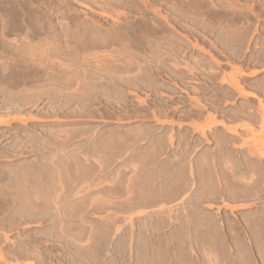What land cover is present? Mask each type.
<instances>
[{"label": "rangeland", "instance_id": "obj_1", "mask_svg": "<svg viewBox=\"0 0 264 264\" xmlns=\"http://www.w3.org/2000/svg\"><path fill=\"white\" fill-rule=\"evenodd\" d=\"M0 79V264H264V0H0Z\"/></svg>", "mask_w": 264, "mask_h": 264}, {"label": "bare ground", "instance_id": "obj_2", "mask_svg": "<svg viewBox=\"0 0 264 264\" xmlns=\"http://www.w3.org/2000/svg\"><path fill=\"white\" fill-rule=\"evenodd\" d=\"M211 27H212V25H211ZM218 27H219V26H218ZM218 29H219V28H218ZM225 30H226V29H225ZM219 31H220V29H219ZM226 32H228V31H226ZM229 32H230V30H229ZM46 33H47V32H46ZM223 34H224V33H223ZM51 35H52V34H51ZM227 35H228V33H227ZM227 35H226V36H227ZM53 36H55V35H53ZM83 36H84V35H83ZM220 36H221V34H220ZM56 39H57V38H56ZM85 39H86V38H85ZM92 39H93V38H92ZM224 39H225V38H224ZM101 40H102V39H101ZM23 43H24V42H23ZM20 44H21V42H20ZM17 45H18V44H17ZM27 46H28V45H27ZM50 46H51V45H50ZM179 46H180V45H179ZM16 47H17V46H16ZM18 47L20 48L19 45H18ZM18 47H17V48H18ZM21 47H22V46H21ZM4 48H5V47H4ZM17 48H16V52H17V53H18L20 50L22 51V50L24 49V48L22 47V49L20 48V50L17 51ZM19 48H18V49H19ZM25 48H26V47H25ZM32 48H33V47H32ZM14 50H15V49H14ZM56 50H57V49H56ZM12 52H13V51H12ZM22 52H24V51H22ZM25 52H26V50H25ZM14 53H15V52H14ZM14 53H13V56H14ZM17 53H16V54H17ZM27 54H28V53H27ZM31 54H32V53H31ZM18 55H19V54H18ZM20 56H21V53H20ZM29 56H30V55H29ZM34 56H35V55H34ZM40 56H41V55H40ZM31 57H32V56H31ZM38 57H39V56H38ZM27 58H28V55H27ZM40 58H41V57H40ZM16 59H17V57H16ZM21 59H22V58H21ZM34 59H35V58H34ZM52 59H53V58H50V60H52ZM25 60H27V59H25ZM30 60H31V59H30ZM16 61H17V60H15V62H16ZM27 61H28V60H27ZM42 61H43V60H41V62H42ZM52 61H55V60H52ZM106 61H107V60H106ZM15 62H14V64H15ZM20 62H21V60H20ZM23 62H24L25 65H28V64L25 63V61H23ZM36 62H38V61L36 60ZM41 62H40V63H41ZM57 62H59V61H57ZM122 62H123V61H122ZM32 63H33V62H32ZM47 63H48V62H47ZM16 64H18V62H17ZM59 64H60V63H59ZM83 64H84V63H83ZM104 64H105V63H104ZM107 64H108V62H107ZM35 65H36V64H35ZM35 65H34V66H35ZM42 65H43V64H42ZM52 65H54V64H52ZM110 65H112V64H110V62H109V65H108V66H110ZM176 65H177V64H176ZM14 66H15V65H14ZM44 66H45V65H44ZM48 66H49V65H48ZM89 66H90V65H89ZM89 66H88V67H89ZM112 66H113V65H112ZM124 66H125V64H124ZM12 67H13V66H12ZM12 67H11V68H12ZM16 67H19V65L16 66ZM16 67H14L15 70L17 69ZM30 67H31V66H30ZM35 67H36V66H35ZM41 67H42V66H41ZM46 67H47V66H46ZM120 67H121V65H120ZM125 67H126V66H125ZM4 68H6V67H4ZM31 68H33V67H31ZM53 68H54V67H53ZM58 68H59V67H57V70H58ZM108 68H109V67H108ZM9 69H10V68H9ZM28 69H29V68H28ZM59 69H60V68H59ZM118 69H119V68H118ZM120 69H121V68H120ZM13 70H14V69H13ZM17 70L19 71V68H18ZM36 70H37V68H36ZM46 70H47V69H46ZM62 70H63V69H62ZM106 70H107V69H106ZM4 71H5V70H4ZM11 71H12V70H11ZM11 71H8V72H11ZM21 71H22V69H21ZM39 71H40V70H39ZM60 71H61V70H60ZM76 71H77V70H76ZM97 71H98V70H97ZM13 72H15V71H13ZM28 72H29V71H28ZM63 72H64V71H63ZM82 72H83V69H82ZM16 73H17V74H16ZM16 73H15V75L18 76V72H17V71H16ZM60 73H61V72H60ZM60 73H59V74H60ZM65 73H66V71H65ZM87 73H88V72H87ZM104 73H105V72H104ZM141 73H142V72H141ZM4 74H5V73H4ZM19 74H20V73H19ZM23 74H24V73H23ZM35 74H36V72H35ZM56 74H58V73L56 72ZM77 74H78V73H77ZM83 74H84V73H83ZM102 74H103V73H102ZM108 74H109V72H108ZM120 74H121V73H120ZM1 75H2V74H1ZM6 75H8V74H6ZM9 75H12V73H11V74L9 73ZM9 75L7 76L8 78H9ZM46 75H47V74H46ZM46 75H45V76H46ZM48 75H49V74H48ZM86 75H87V74H86ZM93 75H94V74H93ZM133 75H134V74H133ZM145 75H147V74H145ZM213 75H214V74H213ZM25 76H26V75H25ZM57 76H58V75H57ZM77 76H78V75H76V78H77ZM84 76H85V75H84ZM114 76H116V75L114 74ZM114 76H113V77H114ZM121 76H122V75H121ZM214 76H215V75H214ZM223 76H224V75H223ZM28 77H29V76H28ZM38 77H40V76H38ZM51 77H52V78H51ZM62 77H63V76H62ZM67 77H68V76H67ZM102 77H103V76H102ZM130 77H131V75H130ZM139 77H140V76H139ZM142 77H143V76H141L140 78H142ZM225 77H226V76H225ZM234 77H235V76H234ZM10 78L13 79V77H10ZM31 78H32V77H31ZM50 78L53 79V76L51 75ZM50 78H48V79H46V80H48V82H49V79H50ZM58 78H59V77H58ZM60 78H61V77H60ZM65 78H66V77H65ZM71 78H72V77H71ZM71 78H70V79H71ZM84 78H85V77H84ZM120 78H122V77H119V79H120ZM123 78H124V77H123ZM140 78H139V79H140ZM226 78H227V77H226ZM232 78H233V77H232ZM232 78H231L232 81H233V80H234V81H238L236 78H235L236 80H235V79H232ZM17 79H18V78H17ZM42 79H43V77H42ZM68 79H69V78H68ZM92 79H93V78H92ZM119 79H118V80H119ZM147 79H148V77H147ZM0 80H1V79H0ZM18 80H19V79H18ZM37 80H38V79H37ZM40 80H41V79H40ZM46 80L44 81L45 83H46ZM101 80H102V79H101ZM161 80H162V79H161ZM211 80H212V79H211ZM231 80H230V81H231ZM263 80H264V79H263ZM20 81H21V80H20ZM23 81H24V80H23ZM27 81H28V80H27ZM29 81H30V79H29ZM38 81H39V80H38ZM53 81H54V80H53ZM13 82H15V81H13ZM36 82H37V81H36ZM51 82H52V81H51ZM54 82H55V81H54ZM85 82H86V80H85ZM89 82H90V80H89ZM21 83H22V81H21ZM23 83H24V82H23ZM23 83H22V84H23ZM27 83H28V82H27ZM49 83H50V82H49ZM52 83H53V82H52ZM68 83H69V82H68ZM229 83H230V82H229ZM232 83H233V82H232ZM236 83H237V82H236ZM236 83L234 82V84H236ZM5 84H6V83H5ZM32 84H33V83H32ZM41 84H42V83H41ZM149 84H150V83H149ZM237 84H238V83H237ZM237 84H236V85H237ZM262 84H263V83H262ZM30 85H31V83H30ZM33 85H34V84H33ZM43 85H44V84H43ZM77 85H78V80H77ZM77 85H76V86H77ZM82 85H83V87H84L86 84H85V85L82 84ZM116 85H117V84H116ZM230 85H231V83H230ZM26 86H27V85H26ZM34 86H35V85H34ZM47 86H48V85H47ZM238 86H239V85H238ZM51 87H52V86H51ZM66 87H68V86H66ZM80 87H81V86H80ZM80 87H79V90L81 89L80 91H82L84 88H83V87L80 88ZM234 87H235V86H234ZM261 87H262V86H261ZM4 88H5V87H4ZM11 88H12V87H11ZM31 88H32V87H31ZM31 88H30V89H31ZM33 88H34V87H33ZM40 88H41V87H40ZM43 88H45V87H43ZM48 88H49V87H48ZM85 88H87V87L85 86ZM237 88H238V87H237ZM7 89H10V87L7 88ZM7 89H4V90L8 91ZM12 89H13V88H12ZM12 89H11V90H12ZM14 89H15V88H14ZM38 89H39V88H38ZM118 89H119V88H118ZM16 90H18V89H15V91H16ZM23 90H24V89H23ZM40 90H42V89H40ZM40 90H39V91H40ZM51 90H52V89H51ZM77 90H78V89H77ZM77 90H76V88H75V92H76ZM104 90H105V89H104ZM12 91H13V90H12ZM15 91H13V92H15ZM39 91H38V92H39ZM56 91H57V90H56ZM80 91H79V92H80ZM84 91H86V90L84 89ZM120 91H121V90H120ZM239 91H240V90H239ZM17 92H18V94L20 93L19 91H16V93H17ZM21 92H22V91H21ZM73 92H74V91H73ZM75 92H74V93H75ZM82 92H83V91H82ZM107 92H108V91H107ZM107 92H105V93L107 94ZM159 92H160V91H159ZM16 93H15V94H16ZM27 93H29V92H27ZM35 93H36V91H35ZM35 93H34V94H35ZM41 93H42V92H41ZM55 93H56V92H55ZM7 94H8V93H7ZM18 94H17V95H18ZM20 94H21V93H20ZM64 94H65V93H64ZM68 94H69V93H68ZM76 94H77V93H76ZM78 94H79V93H78ZM110 94H111V93H110ZM10 95H11V94H10ZM22 95H24V94H22ZM48 95H50V94H48ZM70 95H71V94H70ZM107 95H108V94H107ZM8 96H9V95H8ZM20 96H21V95H20ZM34 96H35V95H34ZM36 96H37V95H36ZM56 96H57V95H56ZM59 96H60V95H59ZM109 96H110V95H109ZM71 97H74V96L71 95ZM77 97H78V96H77ZM86 97H88V96H86ZM110 97H111V96H110ZM5 98H6V97H5ZM6 99H7V98H6ZM58 99H59V98H58ZM76 102H77V101H76ZM80 102H81V101H80ZM82 102H83V101H82ZM35 103H36V102H35ZM100 103H101V102H100ZM10 104H11V103H10ZM20 104H21V103H20ZM14 105H15V104H14ZM90 105H91V104H90ZM259 105H260V104H259ZM173 106H174V105H173ZM199 106H201V105H199ZM202 107H203V106H202ZM246 107H247V110H248L249 106L247 105ZM246 107H245V108H246ZM259 107H260V106H259ZM259 107H258V108H259ZM86 108H87V107H86ZM199 108H200V107H199ZM258 108H256V109H258ZM263 108H264V107H263ZM104 109H105V108H104ZM176 109H177V108H176ZM196 109H197V108H196ZM200 109H201V108H200ZM249 109H250V108H249ZM260 109H261V110H260ZM167 110H168V109H167ZM167 110H165V111H167ZM197 110H198V109H197ZM251 110H252V109H250V111H251ZM259 110H260V112H259L258 110H256V111H258L259 113H263V112H264V109H262V107H260ZM89 111H90V110H89ZM198 111H199V110H198ZM252 111H253V110H252ZM261 111H263V112H261ZM201 112H202V111H201ZM201 112H200V113H201ZM83 113H84V112H83ZM173 113H174V112H173ZM250 113H251V112H250ZM256 113H257V112H256ZM156 114H158V113H156ZM82 115H83V114H82ZM248 115H249V114H248ZM253 115H254V114H253ZM258 115H261V114H258ZM262 115L264 116V113H263ZM156 116H157V115H156ZM163 116H164V115H163ZM204 117H205V116H204ZM249 117H251V116H249ZM259 117L262 118L261 116H259ZM192 118H193V117H192ZM263 119H264V118H263ZM260 120H261V122H262V119H260ZM191 121H193V120H191ZM263 121H264V120H263ZM214 122H215V121H214ZM218 122H219V121H218ZM220 122H222V121H220ZM220 122H219V123H220ZM253 122H255V121H253ZM261 122H260V123H261ZM219 123H217V124L215 123V124L218 125ZM222 123H224V122H222ZM262 123H263V122H262ZM213 124H214V123H213ZM263 124H264V123H263ZM263 124H261V125H263ZM152 125H153V124H152ZM221 125H222V124H221ZM221 125H219V126H220V127H223V125H222V126H221ZM241 126H243V125L241 124ZM80 127H81V126H80ZM204 127H205V126H204ZM213 127H214V126H213ZM259 127H260V129H261V126H260V125H259ZM262 127H263V126H262ZM81 128H82V127H81ZM191 128H192V127H191ZM209 128L211 129V127H209ZM209 128H208V129H209ZM227 128H228V127H227ZM231 128H233V126H232ZM85 129H86V128H85ZM192 129H193V128H192ZM194 129H195V128H194ZM196 129H197V128H196ZM204 129H205V128H204ZM224 129H225V128H224ZM234 129H236V128H234ZM234 129H232V131H233ZM244 129H245V128H244ZM129 130H130V129H129ZM197 130H198V129H197ZM199 130H200V129H199ZM199 130H198L197 132H199ZM222 130H223V128H222ZM225 130H226V129H225ZM246 130H248V129L246 128ZM261 130H262V129H261ZM57 131H58V130H57ZM89 131H91V129H90ZM133 131H134V129H133ZM223 131H224V130H223ZM223 131H222V132H223ZM72 132H73V131H72ZM93 132H94V131H93ZM93 132H90V133L92 134ZM98 132H99V131H98ZM98 132H97V133H98ZM119 132H120V131H119ZM219 132H220V131H219ZM54 133H55V132H54ZM63 133L65 134L64 131H63ZM68 133H69V131H67V134H68ZM94 133H95V132H94ZM104 133H105V131H104ZM112 133H113V132H112ZM116 133H118V132H116ZM116 133H115V135H116ZM199 133H200V132H199ZM199 133H198V136H199ZM202 133H203V132H202ZM217 133H218V132H217ZM217 133H216V134H217ZM230 133H234V132H231V131H230ZM69 134H70V133H69ZM101 134H102V133H101ZM216 134H215V135H216ZM237 134H238V133H237ZM87 135H88V134H87ZM105 135H106V134H105ZM110 135H111V134H110ZM110 135H109V137H110ZM112 135H113V134H112ZM202 135H203V134H202ZM207 135H208V134H207ZM221 135H222V134H221ZM238 135H239V134H238ZM263 135H264V134H263ZM135 136H137V135H135ZM216 136H217V135H216ZM218 136H219V135H218ZM229 136H230V135H229ZM55 137H56V136H55ZM65 137H67V136L65 135ZM72 137H73V136H72ZM111 137H112V136H111ZM120 137H121V136H120ZM122 137H123V136H122ZM139 137H140V136L138 135V138H139ZM201 137H202V136H201ZM219 137H220V136H219ZM222 137H223V135H222ZM231 137H232V136H231ZM260 137H261V136H260ZM262 137H264V136H262ZM67 138H68V137H67ZM67 138H66V139H67ZM99 138H100V137H99ZM105 138H106V137H105ZM113 138H114V137H113ZM113 138L111 139V141L113 140ZM196 138H197V137H196ZM220 138H221V137H220ZM227 138H228V137H227ZM40 139H41V138H40ZM92 139H93V138H92ZM125 139H126V138H125ZM151 139H152V138H151ZM203 139H205V135H203ZM257 139H258V138H257ZM259 139H260V138H259ZM262 139H263V138H262ZM104 140H106V139H104ZM109 140H110V139H109ZM109 140H108V143H111ZM115 140H116V139H115ZM118 140H119V139H118ZM122 140H123V139H122ZM167 140H170V139H169V136H168V139H167ZM216 140H217V139H216ZM242 140H243V139H242ZM263 140H264V139H263ZM53 141H54V139H53ZM71 141H72V140H70V142H71ZM87 141H88V140H87ZM91 141H92V140H91ZM98 141H99V140H98ZM123 141H124V143H127L126 140H123ZM154 141H155V140H154ZM217 141H218V140H217ZM59 142H60V141H59ZM67 142H68V141H67ZM101 142H102V141H101ZM104 142H105V141H104ZM113 142H114V141H113ZM116 142H117V144H116ZM118 142H120V141H117V140L115 141V144L117 145V147H115L114 145H112V143L109 144V145H110V146H111V145L114 146V147L116 148V151H117L118 147L120 146V145H119L120 143H118ZM128 142H129V141H128ZM155 142H157V144H158V141H155ZM155 142H154V143H155ZM189 142H190V140H189ZM193 142H194V140H193ZM223 142H224V141H223ZM245 142H246V141H245ZM245 142H244L243 144H245ZM57 143H58V142H57ZM246 143H247V142H246ZM254 143H255V142H254ZM52 144H53V143H52ZM59 144H60V143H59ZM73 144H74V143H73ZM93 144H94V142H93ZM102 144H103V143H102ZM122 144H123V143H121V146H122ZM127 144H128V143H127ZM192 144H194V143H192ZM241 144H242V142L240 143V145H241ZM252 144H253V143H252ZM263 144H264V142H263ZM68 145H69V144H68ZM88 145H89V144H88ZM99 145H100V144H99ZM105 145H107V143H106ZM129 145H130V144H129ZM153 145H154V144H153ZM169 145H170V144H169ZM187 145H188V144H187ZM189 145H190V144H189ZM227 145H228V144H227ZM247 145H248V144H247ZM107 146H108V145H107ZM110 146H109V147H110ZM123 146H124V144H123ZM123 146H122V148H123ZM190 146H191V145H190ZM216 146H217V145H216ZM251 146H252L251 144L248 145L249 148H251ZM260 146H261V145H260ZM263 146H264V145H263ZM79 147H80V146H79ZM194 147H196V146H194ZM224 147H225V146H224ZM227 147H228V146H227ZM241 147H242V145H241ZM256 147H257V146H256ZM73 148H75V147H73ZM76 148H77V149H80V148H78V147H76ZM98 148H99V147H98ZM106 148H107V147H106ZM110 148H112V147H110ZM143 148H144V147H143ZM245 148H247V146H246ZM252 148H253V150H255L253 146H252ZM252 148H251V149H252ZM93 149H94V147H93ZM153 149H155V153H156V150H157L156 147H153ZM184 149H185V148H184ZM215 149H216V148H215ZM256 149H258V148H256ZM83 150H84V149H83ZM188 150H190V149H188ZM249 150H250V149H249ZM249 150H247V151H249ZM253 150L251 151V152L253 153L252 156H253V155H254V156H257V155H258V154H257L258 152H257L256 150L253 152ZM54 151H55V150H54ZM111 151H113V150H111ZM118 151H119V149H118ZM201 151H202V150H201ZM48 152H49V151H48ZM80 152H81V151H80ZM108 152H109V151H108ZM114 152H115V149H114ZM158 152H159V151H158ZM223 152H224V151H223ZM251 152H250V153H251ZM255 152H256V153H255ZM78 153H79V152H78ZM106 153H107V152H106ZM118 153H119V152H118ZM135 153H137V152H135ZM145 153H146V152H145ZM203 153H205V152H203ZM225 153H226V152H225ZM227 153H228V152H227ZM227 153H226V154H227ZM248 153H249V152H248ZM254 153L257 154V155H255ZM112 154H113V152H112ZM151 154H152V153H151ZM217 154H218V153H217ZM221 154H222V153H221ZM226 154H225L224 156H226ZM242 154H243V153H242ZM42 155H43V154H42ZM97 155H98V154H97ZM106 155H107V154H106ZM146 155H147V153H146ZM152 155H153V154H152ZM182 155H183V153H182ZM196 155H197V154H196ZM202 155H203V154H202ZM245 155H246V154H245ZM250 155H251V154H250ZM76 156H77V154H76ZM90 156H91V155H90ZM147 156H148V158H149L150 153H149ZM154 156H155V155H154ZM199 156H200V155H199ZM199 156H198V157H199ZM221 156H222V155H221ZM229 156H230V154H229ZM229 156H228V158L231 157V156H230V157H229ZM242 156H243V155H242ZM42 157H43V156H42ZM74 157H75V156H74ZM91 157H92V156H91ZM144 157H145V156H144ZM205 157H206V156H205ZM219 157H220V156H219ZM222 157H223V156H222ZM234 157H235V156H234ZM240 157H241V156H240ZM261 157H262V156H261ZM261 157L257 156V159H258V158L260 159ZM40 158H41V157H40ZM97 158H98V157H97ZM151 158H152V157H151ZM164 158H165V157H164ZM201 158H202V157H201ZM228 158H227V159H228ZM232 158H233V157L230 158L231 161L228 160L229 162L226 161L225 159L223 160V158H221V159L223 160V162L226 161L227 163H230V162L233 161ZM249 158H250V156H249ZM249 158H248V159H249ZM59 159H60V158H59ZM73 159H75V158H73ZM73 159H72V160H73ZM84 159H85V156H84ZM87 159H88V158H87ZM87 159H86V160H87ZM92 159H93V158H92ZM92 159H91V160H92ZM143 159H144V158H143ZM146 159H147V158H146ZM146 159H145V160H146ZM149 159H150V158H149ZM188 159H189V158H188ZM202 159H203V158H202ZM205 159H206V158H205ZM221 159H220V160H221ZM259 159H258V160H259ZM261 159H262V158H261ZM263 159H264V156H263ZM41 160H42V159H41ZM43 160H44V159H43ZM43 160H42V162H43ZM64 160H65V162L68 161V160H66L65 158H64ZM81 160H82V159H81ZM147 160H148V159H147ZM173 160H175V158H174ZM197 160H198V159H197ZM199 160H200V159H199ZM203 160H204V159H203ZM203 160H202V161L200 160L199 162L197 161L198 163L201 162L200 166L202 165L203 162H206V161H203ZM213 160H214V159H212V163H214ZM250 160H251V159H250ZM61 161H62L61 163H63V166H66V165H64L65 163L63 162V160H61ZM82 161H83V160H82ZM82 161H81V162H82ZM93 161H94V160H93ZM96 161H97V160H96ZM184 161H185V160H184ZM214 161H215V160H214ZM255 161H256V160H255ZM47 162L50 164L51 161H49V158L47 159ZM81 162H80V163H81ZM83 162H84V164H85V163L88 164V165H86V167L89 166V163H87V162H85V161H83ZM90 162H91V161H90ZM108 162H109V161H108ZM145 162H146V161H145ZM180 162H181V161H180ZM187 162H188V161H187ZM235 162H236V161H235ZM43 163H44V162H43ZM57 163H58V162H57ZM67 163H68V162H67ZM72 163H74V161H72ZM94 163H95V162H94ZM103 163H105V162L103 161ZM143 163H144V162H143ZM212 163H211V164H212ZM220 163H221V164H219V165L221 166L220 168L225 167V166H224L225 164H224V163L222 164V161H221ZM240 163H241V162H240ZM37 164H38V163H37ZM81 164H82V163H81ZM99 164H100V163H99ZM190 164H191V163H190ZM215 164H216V163H215ZM217 164H218V163H217ZM51 165L53 166V169H54L55 164H51ZM51 165H50V166H51ZM61 165H62V164H61ZM96 165H97V164H96ZM100 165H101V164H100ZM231 165H232V164H231ZM231 165H230V164H229V166L226 165V166H228V167H226V168H229ZM83 166H84V165H83ZM83 166H82V169H83ZM190 166H191V165H190ZM203 166H204V167H205V166L207 167V164L205 163ZM203 166H202V167H203ZM215 166H216V165H215ZM215 166H214V167H215ZM234 166H238V165H237V164H236V165H233V167L231 166V169H230V168H229V169L233 171ZM248 166H249V165H248ZM252 166H253V165H252ZM56 167H57V166H56ZM68 167H69V166H68ZM72 167H74V165H73ZM89 167H90V166H89ZM95 167H96V166H95ZM99 167H100V166H99ZM145 167H146V166H145ZM202 167H201V168H202ZM51 168H52V167H51ZM90 168H91V167H90ZM92 168H93V163H92ZM162 168H163V167H162ZM178 168H179V167H178ZM197 168H198V167H197ZM226 168H225V171H226ZM242 168H243V167H242ZM250 168H251V167H250ZM57 169L59 170V167L56 168L55 171H56ZM82 169H80V170H82ZM84 169H86V168L84 167ZM84 169H83V170H84ZM194 169H195V168H194ZM203 169L206 170V168H203ZM207 169H208V168H207ZM234 169H235V168H234ZM252 169H254V168H252ZM263 169H264V168H263ZM47 170H48V169H47ZM61 170H62V169H61ZM70 170H71V169H70ZM74 170H75V169H74ZM87 170H89V169H87ZM93 170H94V169H93ZM96 170H97V169H96ZM99 170H100V169H99ZM227 170H228V169H227ZM230 170H228V171L230 172ZM254 170H255V169H254ZM55 171H54V173H56ZM64 171L66 172L65 167H64ZM232 171H231V172H232ZM249 171H250V169H249ZM31 172H32V171H31ZM58 172H59V171H58ZM65 172H63V173L66 174L67 172H66V173H65ZM72 172H73V171H72ZM83 172H84V174L87 173V171L85 172V170H84ZM199 172H200V171H199ZM219 172H222V171L219 170ZM226 172H227V171H226ZM251 172H252V171H251ZM45 173H46V172H45ZM45 173H44V174H45ZM61 173H62V172H61ZM79 173H80V172H79ZM79 173L76 172V173H74V174L77 175V174H79ZM195 173H196V172H195ZM203 173H204V172H203ZM208 173H209V172H208ZM227 173H228V172H227ZM233 173H234V171H233ZM239 173H240V172H239ZM248 173H250V172H248ZM248 173H247V174H248ZM254 173H255V175H256L258 172L256 173V171H254ZM254 173H253V175H254ZM56 174H57V173H56ZM81 174L84 176L83 173H81ZM87 174L90 175L89 172H88ZM229 174H230V173H228V178H229V179H226V180L231 181V180H230V177H232V176L229 177ZM241 174L243 175V173H241ZM251 174H252V173H251ZM52 175L55 177V180H56V177L59 176V175H56V176H55L54 174H52ZM61 175H63V174H61ZM66 175H67V174H66ZM66 175H65V176H66ZM206 175H207V174H206ZM215 175H216V174H215ZM222 175H223V174H222ZM230 175H233V174L231 173ZM257 175H258V174H257ZM47 176H48V175H47ZM67 176H68V175H67ZM77 176H78V175H77ZM207 176H208V175H207ZM216 176H218V175H216ZM225 176H226V174H225ZM235 176H238V175H235ZM240 176H241V175H240ZM240 176H238V178H239ZM244 176H245V175H244ZM244 176H242L241 178H244ZM248 176H249L250 178H252V180H254V179H253L254 177H251L250 174H249ZM258 176H259V175H258ZM63 177H64V175H63ZM73 177H74V176H73ZM81 177H82V176H81ZM194 177H195V176H194ZM197 177H198V176H197ZM200 177H201V176H200ZM246 177H247V175H246ZM256 177H257V176H256ZM59 178H60V177H59ZM65 178H66V177H65ZM65 178H64V179H65ZM69 178H70V177H69ZM69 178H66L65 180H67V179L69 180ZM74 178H75V177H74ZM74 178H72V180H73ZM82 178H83V177H82ZM198 178H199V177H198ZM218 178H219V177H217V179H218ZM223 178H224V177H223ZM226 178H227V176H226ZM236 178H237V177H233V182H235V184L237 183V182H236L237 180H234V179H236ZM247 178H248V177H247ZM250 178H248V179H250ZM44 179H45V178H44ZM57 179H58V177H57ZM116 179H117V178H116ZM203 179L205 180V178H203ZM210 179H211V177H210ZM224 179H225V178H224ZM244 179L247 180L246 178H244ZM50 180H51V179H50ZM50 180H49V181H50ZM55 180H54V181H55ZM68 180H67V181H68ZM241 180H242V179H241ZM252 180H250V181L248 180V182H251ZM49 181H48V182H49ZM56 181H57V180H56ZM212 181H213V180H212ZM222 181H223V180H222ZM229 181H228V182H229ZM239 181H240V180H239ZM239 181H238V183L242 182V181H240V182H239ZM29 182H30V181H29ZM68 182H69V181H68ZM199 182H200V181H199ZM217 182H218V181H217ZM223 182H224V181H223ZM233 182L231 183V185L234 184ZM243 182H244V181H243ZM245 182H247V181H245ZM245 182H244V184H245ZM57 183H58V182H57ZM119 183H121V182H119ZM139 183H140V182H139ZM175 183H176V182H175ZM209 183H210V182H209ZM185 184H186V182H185ZM218 184H219V183H218ZM222 184H224V183H222ZM241 184H242V183H241ZM241 184H237V186H238V187H239V186L242 187L243 185L241 186ZM248 184H249V183H248ZM49 185H51V184H49ZM58 185H59V184H58ZM58 185H57V187H60V186H58ZM60 185H61V184H60ZM65 185H66V184H65ZM246 185H247V184H246ZM249 185H250V184H249ZM54 186H56V185H54ZM61 186H62V185H61ZM117 186H118V185H117ZM172 186H173V185H172ZM186 186H187V184H186ZM234 186H235V185H234ZM234 186H233V187H234ZM237 186H236V187H237ZM262 186H264V185H262ZM119 187H120V186H119ZM140 187H141V186H140ZM140 187H139V188H140ZM181 187H182V186H181ZM181 187H180V188H181ZM231 187H232V186H231ZM240 187H239L238 189H240ZM28 188H29V187H28ZM32 188H33V186H32ZM53 188H54V187H53ZM65 188H66V187H65ZM184 188H185V187H184ZM234 188H235V187H234ZM234 188H233V189H234ZM242 188H246V186H244V187H242ZM26 189H27V188H26ZM46 189H47V188H46ZM116 189H117V188H116ZM143 189H144V188H143ZM173 189H174V188H172L171 190H173ZM181 189H182V188H181ZM235 189H236V188H235ZM50 190H51V189H50ZM50 190H49V191H50ZM52 190H53V189H52ZM54 190L56 191V188H54ZM65 190H66V189H65ZM102 190H103V189H102ZM112 190H114V189H112ZM176 190H177V192H179L178 189H176ZM55 191H54V192H55ZM125 191H127V190H125ZM142 191H143V190H142ZM169 191H170V190H169ZM182 191H183V190H182ZM182 191H181V192H182ZM190 191H191V190H190ZM225 191H226V190H225ZM243 191H244V190H243ZM6 192H8V191H6ZM23 192H24V191H23ZM32 192H34V191L32 190ZM37 192H38V191H37ZM41 192H42V191H41ZM51 192H53V191H51ZM127 192H128V191H127ZM174 192H175V190H174ZM199 192H200V191H199ZM252 192H253V191H252ZM262 192H263V191H262ZM262 192H261V193H262ZM12 193H13V192H12ZM29 193H30V191H29ZM55 193H56V192H55ZM55 193H53V194H55ZM58 193H59V192H58ZM62 193H63V192H62ZM66 193H67V192H66ZM66 193L63 194V195H66ZM105 193H106V192H105ZM116 193H117V192H116ZM121 193H122V192H121ZM167 193H168V192H167ZM169 193H170V192H169ZM171 193H172V191H171ZM187 193H188V192H187ZM212 193H213V192H212ZM261 193H260V194H261ZM10 194H11V193H10ZM26 194H27V193H26ZM31 194H33V193H30V195H31ZM43 194H44V193H43ZM43 194H42V195H41V194H38V195H41V197H42ZM127 194H128V193H127ZM165 194H166V193H165ZM185 194H186V193H185ZM188 194H189V193H188ZM214 194H215V193H214ZM28 195H29V194H28ZM30 195H29L28 197H30ZM50 195H51V194H50ZM89 195H90V194H89ZM120 195H121V194H120ZM183 195H184V194H183ZM202 195H203V194H202ZM254 195H255V194H254ZM4 196H5V195H4ZM12 196H13V194H11L10 199H11V198L13 199ZM22 196H23V195H22ZM26 196H27V195H25L24 197H26ZM35 196H36V195L34 194V197H35ZM46 196H47V195H46ZM48 196H49V195H48ZM51 196H53V195H51ZM51 196H50V197H51ZM56 196H57V194L55 195V197H56ZM58 196H59V195H58ZM58 196H57V197H58ZM68 196H69V195H68ZM139 196H140V195H139ZM139 196H138V197H139ZM163 196H166V195H163ZM168 196H169V195H168ZM170 196H171V195H170ZM172 196H173V195H172ZM196 196H197V195H196ZM256 196H257V195H256ZM32 197H33V196L31 195V199H32ZM36 197H37V196H36ZM36 197H35V198H36ZM41 197H37V199H39V198H41ZM44 197H45V195H44L43 198H42V202H43V203H46V202L48 203V201H46V200H48L47 198H45V201H46V202L43 201V200H44ZM175 197H176V195H175ZM194 197H195V196H194ZM197 197H198V196H197ZM7 198H8V197H7ZM19 198H20V197H19ZM26 198H27V197H26ZM26 198H23L24 201H25ZM35 198H34L33 201H31V199H30V200L27 199V200H29V201L32 202V203L29 204V207H30V209H31L32 211H34V212L40 211V210L42 209L43 206H44L46 209H49V208H50V206L47 205V204H46V205H45V204H42V202L39 203V201H38L37 199H36V201H38V202H34V201H35ZM53 198H54V196H53ZM53 198H50V199H49V200H50V201H49L50 203L53 202V201H51V199L53 200ZM66 198H67V197H66ZM129 198H130V197H129ZM144 198H145V197H143V199H144ZM176 198H177V197H176ZM181 198H182V199H181ZM184 198H185V196H183V197H179V199H181V200H183ZM68 199H69V198H68ZM80 199H81V198H80ZM90 199H91V198H90ZM95 199H96V198H95ZM95 199H94V200H95ZM122 199H123V198H122ZM137 199H138V198H137ZM139 199H141V198H139ZM186 199H187V198H186ZM19 200H20V199H19ZM40 200H41V199H40ZM91 200H92V199H91ZM106 200H107V199H106ZM134 200H135V199H134ZM10 201H11V200H10ZM24 201H23V202H24ZM29 201H28V202H29ZM82 201H84V200H82ZM95 201H96V200H95ZM97 201H98V200H97ZM103 201H104V200H103ZM120 201H122V200H120ZM128 201H129V200H128ZM143 201H145V199H144ZM189 201H191V200H189ZM13 202H15V201H13ZM17 202H18V201H17ZM25 202H26V201H25ZM25 202H24V203H25ZM60 202H62V201H60ZM75 202H76V200H75ZM92 202H93V201H92ZM129 202H131V201H129ZM134 202H135V201H134ZM255 202H256V201H255ZM15 203H16V202H15ZM20 203H21V202H20ZM20 203H18V204H20ZM53 203H54V202H53ZM53 203H51V204H53ZM78 203H79V202H77V204H78ZM81 203H82V202H81ZM105 203H106V202H105ZM16 204H17V203H16ZM26 204H27V203H26ZM48 204H49V203H48ZM51 204H50V205H51ZM61 204H63V202H62ZM89 204H90V203H89ZM92 204H93V203H92ZM118 204H119V201H118ZM130 204H131V203H130ZM21 205H22V203H21ZM23 205H24V204H23ZM97 205H98V204H97ZM99 205H100V202H99ZM172 205H173V204H172ZM183 205H185V204H183ZM195 205H196V204H195ZM24 206H25V205H24ZM51 206L54 207V205H51ZM72 206H74V205H72ZM91 206H93V205H91ZM180 206H181V205H180ZM193 206H194V205H193ZM29 207H28V208H29ZM53 207H52V208H53ZM69 207H71V204H70ZM69 207H67V208H69ZM80 207H81V206H80ZM172 207H173V206H172ZM185 207H186V205H185ZM195 207H196V206H195ZM54 208H56V203H55V207H54ZM57 208H58V207H57ZM63 208H64V207H63ZM73 208H74V207H73ZM73 208H72L71 210H68V211H72ZM78 208H79V207H78ZM91 208H92V207H90V209H91ZM170 208H171V207H170ZM11 209H12V208H11ZM14 209H15V208H14ZM64 209H65V208H64ZM81 209H82V208H80V210H81ZM86 209H87V208H86ZM167 209H168V208H167ZM176 209H177V208H176ZM184 209H185V208H184ZM12 210H13V209H12ZM12 210H11V211H12ZM55 210H56V209H55ZM156 210L158 211V209H156ZM171 210H172V208H171ZM24 211H25V209H24ZM56 211H57V213H58V210H56ZM63 211H64V210H63ZM75 211H77V210H75ZM75 211H74V213H75ZM86 211H87V210H86ZM161 211H162V210H161ZM163 211H164V210H163ZM163 211L161 212V214H163V213H164L165 211H167V210H165L164 212H163ZM175 211H176V210H175ZM179 211H180V210H179ZM179 211H178V212H179ZM12 212H14V210H13ZM15 212H16V211H15ZM17 212H18V211H17ZM25 212H26V211H25ZM48 212H49V211H48ZM51 212H53V211H51ZM84 212H85V211H84ZM155 212H156V211H155ZM155 212H154V213H155ZM158 212H159V211H158ZM158 212H157V213H158ZM171 212H172V211H171ZM171 212H170V209H169V212H165V213L172 214ZM183 212H185V210H184ZM192 212H193V211H192ZM197 212H198V211H197ZM55 213H56V212H55ZM62 213H63V212H61L60 214H62ZM165 213H164V216H165ZM180 213H181V212H180ZM15 214H17V213H15ZM63 214H64V213H63ZM66 214H67V213H66ZM158 214H159V213H158ZM169 214H168V215H169ZM71 215H73V211H72V214H71ZM172 215H173V214H172ZM169 216H171V215H169ZM186 216H188V215H186ZM175 218H176V217H175ZM260 220H261V219H260ZM176 221H177V220H176ZM163 222H164V221H163ZM104 224H105V223H104ZM166 224H167V223H166ZM163 226H164V225H163ZM68 228H69V227H68ZM99 228H100V227H99ZM231 228H232V227H231ZM231 228H230V229H231ZM104 229H105V228H104ZM104 229H103V230H104ZM257 229H258V228H257ZM152 230H153V229H152ZM69 231H70V230H69ZM100 231H101V230H100ZM150 231H151V230H150ZM101 232H102V231H101ZM231 232H232V231H231ZM233 232H234V231H233ZM55 233H56V232H55ZM58 233H59V232H58ZM59 234H61V233H59ZM68 234H69V233H68ZM215 234H216V233H215ZM230 234H231V233H230ZM64 235H65V234H64ZM103 235H104V233H103ZM141 235H142V234H141ZM155 235H156V234H155ZM231 235H232V234H231ZM65 236H66V235H65ZM234 236H235V235H234ZM62 237H63V236H62ZM191 237H192V236H191ZM191 237H190V238H191ZM200 237H201V236H200ZM36 238H37V237H36ZM210 238H211V237H210ZM212 238H213V237H212ZM41 239H42V238H41ZM62 239H63V238H62ZM64 239H65V237H64ZM71 239H73V238H71ZM233 239H234V238H233ZM36 240H37V239H36ZM44 240H45V239H44ZM143 240H144V239H143ZM189 240H190V239H189ZM64 241H65V240H64ZM144 241H145V240H144ZM190 241H191V240H190ZM190 241H189V242H190ZM193 241H194V240H193ZM248 241H249V240H248ZM66 242H67V241H66ZM66 242H65V245H66ZM202 242H203V241H202ZM231 242H232V241H231ZM67 243H68V242H67ZM72 243H73V242H72ZM149 243H150V242H149ZM157 243H158V242H157ZM74 244H75V243H74ZM120 244H121V243H120ZM195 244H196V243H195ZM200 244H201V242H200ZM205 244H206V243H205ZM232 244H233V243H232ZM68 245H69V244H68ZM150 245H151V244H150ZM233 245H234V244H233ZM240 245H241V244H240ZM87 246H88V245H87ZM120 246H121V245H120ZM202 246H203V245H202ZM66 247H67V246H66ZM80 247H81V245H80ZM82 247H83V245H82ZM82 247H81V249L83 250ZM250 247H251V246H250ZM209 248H210V247H209ZM229 248H230V246H229ZM215 249H216V248H215ZM217 249H218V248H217ZM221 249H222V248H221ZM67 250H68V248H67ZM69 250H70V249H69ZM151 250H152V249H151ZM201 250H202V249H201ZM201 250H200V251H201ZM246 250H247V249H246ZM252 250H253V249H252ZM91 251H92V250H91ZM148 251H149V250H148ZM154 251H155V250H154ZM219 251H220V250H219ZM219 251H218V253H219ZM70 252H71V251H70ZM79 252H80V251H79ZM93 252H94V251H93ZM140 252H141V251H140ZM202 252H203V251H202ZM215 252H216V251H215ZM221 252H222V251H221ZM221 252H220V253H221ZM225 252H226V251H225ZM252 252H253V251H252ZM252 252H251V253H252ZM30 253H31V252H30ZM84 253H85V252H84ZM95 253H96V252H95ZM138 253H139V252H138ZM185 253H186V252H185ZM207 253H208V251H207ZM76 254H77V253H76ZM80 254H81V253H80ZM80 254H78V255H80ZM85 254H86V253H85ZM96 254H97V253H96ZM149 254H150V253H149ZM214 254H215V253H214ZM229 254H230V253H229ZM144 255H145V254H143V256H144ZM156 255H157V254H156ZM202 255H204V254H202ZM208 255H209V254H207V258H208V259H209V257L211 258V257L214 256L213 254H212V256H211V255L208 256ZM252 255H253V257H254L255 254L253 253ZM88 256H90V255H88ZM93 256H94V255H93ZM224 256H225V255H224ZM259 256H260V255H259ZM70 257H71V256H70ZM78 257H79V256H78ZM94 257H95V256H94ZM204 257H206V256H204ZM217 257H219V256H217ZM220 257H221V256H220ZM222 257H223V256H222ZM214 258H215V260L217 259L215 256H214ZM214 258H213V259H214ZM247 258H248V257H247ZM149 259H152V258H149ZM205 259H206V258H205ZM211 259H212V258H211ZM209 260H210V259H209ZM215 260H214V261H215ZM217 260H218V259H217ZM217 260H216V262H217ZM230 260H231V259H230ZM230 260H229V261H230ZM254 260H256V258H255ZM71 262H72V261H71ZM83 262H84V260H83ZM86 262H87V261H86ZM86 262H85V263H86ZM153 262H154V261H153ZM173 262H174V261H173ZM206 262H207V259H206ZM210 262H211V260H210ZM227 262H228V261H227ZM246 262H247V261H246ZM28 264H32V263H28ZM86 264H88V263H86ZM212 264H213V263H212ZM247 264H248V263H247ZM255 264H256V263H255ZM258 264H259V263H258Z\"/></svg>", "mask_w": 264, "mask_h": 264}, {"label": "crops", "instance_id": "obj_3", "mask_svg": "<svg viewBox=\"0 0 264 264\" xmlns=\"http://www.w3.org/2000/svg\"><path fill=\"white\" fill-rule=\"evenodd\" d=\"M4 123H5V122H1V121H0V125H1V124H4Z\"/></svg>", "mask_w": 264, "mask_h": 264}]
</instances>
